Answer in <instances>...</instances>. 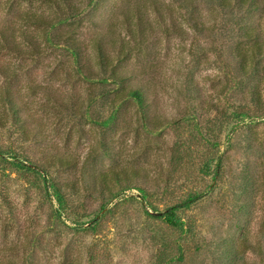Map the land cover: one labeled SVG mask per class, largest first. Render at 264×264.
<instances>
[{
  "label": "rangeland",
  "instance_id": "374dc122",
  "mask_svg": "<svg viewBox=\"0 0 264 264\" xmlns=\"http://www.w3.org/2000/svg\"><path fill=\"white\" fill-rule=\"evenodd\" d=\"M73 1L77 14L55 28L28 27L54 44L44 55L0 53L18 70L0 76V89L24 106L21 123L5 111L0 127V264H264V52L240 69L246 10L217 0ZM260 4L252 19L264 38ZM17 13L60 16L42 0H0V27L26 29ZM63 33L95 75L93 38L128 41L119 65L141 71L151 124L131 99L115 101L107 76L76 72L55 40ZM194 195L177 226L167 224L168 208Z\"/></svg>",
  "mask_w": 264,
  "mask_h": 264
},
{
  "label": "trees",
  "instance_id": "16d2710c",
  "mask_svg": "<svg viewBox=\"0 0 264 264\" xmlns=\"http://www.w3.org/2000/svg\"><path fill=\"white\" fill-rule=\"evenodd\" d=\"M46 4L53 6L57 11L59 17H45L42 14L35 13H17L15 16L16 22L26 27V29H16L11 26L0 27V53L2 55H10L14 58L26 59L34 56H41L45 54V50L50 46H53L47 34L45 38L40 34H32L28 30V27L34 26L35 29L51 30L57 25L61 24L65 13H71L76 15L77 10L73 0H42ZM96 1V0H94ZM186 1V0H184ZM262 0H217L218 7L223 10L240 9L246 10L247 16L243 19L244 24L239 31L240 40L250 43L246 48L235 47V56L240 61V69L245 73L250 69L256 67V61L261 59L264 52V38L259 24L255 23L252 19L253 13L259 10ZM89 5V2L88 4ZM96 5V4H95ZM62 17V18H60ZM56 42L62 43V46L69 52L73 64L76 68V72L84 74L86 78L90 76H107L111 83L116 85L115 101L123 99H131L139 109L142 118L146 120V123L151 124L154 118L148 119L149 103L148 96L150 92L148 87L140 82L138 79L142 74L140 70L127 71L123 70L119 65L120 62L125 61L129 57L131 50L128 46V41L121 38L118 43L111 42L110 48L104 42L102 35L95 36L92 40L93 49L96 52L97 65L99 67V75H95L88 65L85 59V48L69 33H63L55 36ZM110 52L115 54V59L109 55ZM4 53V54H3ZM9 63L0 61V76L7 79L14 77L17 69H11L7 66ZM246 74V73H245ZM259 97L258 93H255ZM24 107V106H23ZM22 107V108H23ZM20 105L15 102L12 92L8 88L0 89V127L5 126L4 112L7 111L11 114V117L21 123L19 111L22 110ZM155 123V120H154ZM156 125V124H153ZM55 163L59 166H69L68 160L62 157L56 158ZM15 168L21 169V163L14 162L12 164ZM112 173H114L112 171ZM103 180L104 176H100ZM66 188L73 189L72 184H65ZM53 193L57 194L58 189L55 185L51 186ZM199 196H191L181 204H177L168 208L166 214V223L171 227H176L177 224L173 220L176 212L181 209L188 208L191 203L198 199ZM60 200V197L57 196ZM246 241L242 240L240 246L244 245ZM253 249V248H251ZM227 254H235L237 248L234 246H228L226 248Z\"/></svg>",
  "mask_w": 264,
  "mask_h": 264
}]
</instances>
